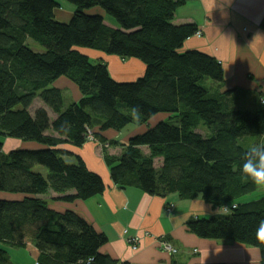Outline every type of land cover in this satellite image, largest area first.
<instances>
[{"label": "trees", "instance_id": "16d2710c", "mask_svg": "<svg viewBox=\"0 0 264 264\" xmlns=\"http://www.w3.org/2000/svg\"><path fill=\"white\" fill-rule=\"evenodd\" d=\"M66 1L74 8L60 21L57 0H0V193L14 197L0 198V264H12L6 247L26 249L37 264H116L99 251L104 233L40 197L74 190L51 199L70 203L103 192L101 176L70 151L89 136L101 144L117 187L201 199L212 211L190 217L189 231L254 247L253 264H264V196L238 202L257 188L240 164L249 147L264 143V95L256 96V108L242 109L230 101L245 100L247 91L212 93L202 85L205 78L222 83L223 67L213 55L181 51L198 31L193 22L173 23L188 0ZM28 39L44 50H32ZM87 49L138 60L143 73L114 80L102 57L92 63ZM60 78L76 88L77 100L64 102ZM36 97L41 106L31 113ZM129 124L143 129L124 140L104 134ZM6 138L30 147L4 152ZM110 146H120V154H108ZM70 156L74 162L66 161ZM36 165L46 175L33 171Z\"/></svg>", "mask_w": 264, "mask_h": 264}, {"label": "crops", "instance_id": "0c3cea01", "mask_svg": "<svg viewBox=\"0 0 264 264\" xmlns=\"http://www.w3.org/2000/svg\"><path fill=\"white\" fill-rule=\"evenodd\" d=\"M186 22L195 23L200 34L189 37L181 51L195 49L213 55L222 64L224 75L223 82L216 83L217 91L243 89L247 91L243 103L247 106L252 102L253 109L256 108V96L258 93L264 95V0H188L176 9L173 17L175 24ZM94 55L102 57L114 80L133 81L143 73L144 66L138 60H121L98 52ZM56 86L70 89L66 102L78 99L76 88L66 79L57 80ZM142 129L143 126L129 124L119 132L107 130L104 134L124 140ZM4 147L8 151L30 145L6 138L2 150ZM142 150L147 151L145 147ZM70 151L79 156L89 170L101 176L105 185L103 192L70 203L51 199L73 195L74 190L64 194L49 191L40 197L48 200L51 209L73 210L96 231L104 233L107 241L99 251L116 264H253L259 260V251L254 247L233 241L202 239L189 231L186 222L190 217H206L212 211L201 199L183 201L175 194L160 197L135 187H117L110 179L98 142L87 140ZM107 152L119 155L121 147L110 146ZM68 158L74 161L73 156ZM0 198L14 197L0 193ZM170 204L173 207L168 211L166 207ZM132 236L139 237L134 250L127 242ZM160 238L171 243L177 249L176 254L162 251L158 244ZM6 251L12 264H37L24 248L6 247ZM9 251L18 252V257L13 259Z\"/></svg>", "mask_w": 264, "mask_h": 264}, {"label": "rangeland", "instance_id": "374dc122", "mask_svg": "<svg viewBox=\"0 0 264 264\" xmlns=\"http://www.w3.org/2000/svg\"><path fill=\"white\" fill-rule=\"evenodd\" d=\"M60 4V7L56 9L57 11V18L60 20V21H67L68 18H69V15L72 13L73 11V5L71 3H69L68 1L66 0H57ZM90 11V10H89ZM105 22L113 27H117V23L115 22V20L110 17V16H106L105 17ZM27 44L28 46L34 50V51H43L44 48L37 44L36 42L32 41L31 39H28L27 40ZM85 52H87L88 56H89V60L93 63L97 60V55H94L95 52L94 50H90V49H87L85 50ZM103 56V55H102ZM216 83L214 80L212 81L211 79L209 78H205L203 81H202V85L206 88H208L212 93H213V90H217V86H216ZM70 89L69 88H65L64 91H63V97H64V102L66 103V99H68V96L70 95ZM69 94V95H68ZM37 99L34 100V103L32 104L31 108H30V112L33 113L34 109L41 106V102L40 100L38 99V97H36ZM244 100L242 99H239L237 101H230V105L231 106H234V107H239V108H242V109H247V108H251L253 109V106H252V102H249L247 104V106L243 103ZM198 130L201 132V133H204L205 130L203 131L201 128H198ZM4 152H8L7 149H5L4 147ZM66 159L68 157H65ZM68 161H69V158H68ZM72 160L70 159L69 162H71ZM74 162V161H73ZM33 171H36V172H39L41 173L42 175H46V169L40 165H36L34 166L33 168ZM261 196H264V187H259L257 186V188L250 192V194L248 195H244L242 197H240L238 199V202H249L251 200H254V199H258V198H261ZM166 210L167 207H166ZM170 211V210H169ZM128 242V241H127ZM20 250H23V249H20ZM12 258L15 259L16 257H18V252H15L13 253L12 251H9ZM9 254V255H10ZM10 256V257H11Z\"/></svg>", "mask_w": 264, "mask_h": 264}, {"label": "clouds", "instance_id": "9594fccd", "mask_svg": "<svg viewBox=\"0 0 264 264\" xmlns=\"http://www.w3.org/2000/svg\"><path fill=\"white\" fill-rule=\"evenodd\" d=\"M240 171L255 185L264 187V143L255 144L246 150L242 157Z\"/></svg>", "mask_w": 264, "mask_h": 264}, {"label": "built area", "instance_id": "2783aa9c", "mask_svg": "<svg viewBox=\"0 0 264 264\" xmlns=\"http://www.w3.org/2000/svg\"><path fill=\"white\" fill-rule=\"evenodd\" d=\"M197 35H199L200 33L197 32ZM261 104H264V98H262L260 100ZM90 140H92V137L89 136L88 137ZM173 207V204H170L169 206H167L168 211L171 210ZM124 233H126V231H124ZM128 243L131 245V248L134 250L137 248V244L139 242V237L138 236H132L129 237L127 239ZM158 244L159 247L161 248L162 251L166 252L169 255H174L177 252V249L175 247L172 246L171 243H169L166 239L160 238V240H158Z\"/></svg>", "mask_w": 264, "mask_h": 264}]
</instances>
